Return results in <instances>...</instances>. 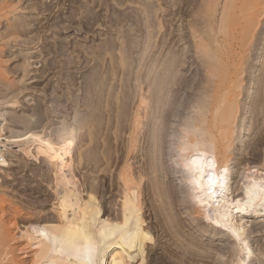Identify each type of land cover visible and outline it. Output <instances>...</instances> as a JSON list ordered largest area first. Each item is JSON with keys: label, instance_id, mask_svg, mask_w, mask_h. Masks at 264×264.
I'll return each instance as SVG.
<instances>
[{"label": "bare ground", "instance_id": "bare-ground-1", "mask_svg": "<svg viewBox=\"0 0 264 264\" xmlns=\"http://www.w3.org/2000/svg\"><path fill=\"white\" fill-rule=\"evenodd\" d=\"M5 1L0 0V20L9 17L8 15L13 14L15 10L14 4H9L11 0ZM210 1L213 4L208 5L209 9H207L211 11L209 12L211 17L217 20L210 22L209 25L206 23L208 26L203 29L194 28L192 32L197 52L203 56L200 55L205 60L204 64L206 63L204 65L206 76L204 75L203 78L201 75L200 79L208 86L205 84L206 90L200 95V100H197L198 104L195 107L197 118L195 117L196 119L188 122L187 125L185 123L187 127L185 130L181 128L185 132L176 148L178 154L176 150L174 152L177 154L176 160L178 158L177 161H181L179 164L186 173L183 176L184 184L191 188L189 189L192 190L191 195L193 194L191 200L197 204L200 213V215L196 212L189 213L190 218L195 221L200 218L206 219L212 228L219 231L214 234L215 236L219 234L223 240H229L234 244L238 256L232 255L227 264H253L258 256H262L260 261L264 264V252L262 249L255 250L253 244L264 232V186L242 183V180H239L241 173L235 172V168L242 165L239 163L243 160L240 153H236L235 146H244L247 130L245 121L243 123L240 121L242 125L238 123L242 112L240 97L244 89V61L250 42L254 38L255 29L264 16V0ZM13 21L12 23L8 21L11 23L8 26L11 34L18 32L19 35L23 29H28L25 27V21L19 20L22 22L19 25L14 24ZM12 37L16 36L10 38ZM4 40L0 42L3 43ZM180 56L174 55L175 58H170V61L157 60L158 68L154 70L153 78L147 81V90H144L148 96H141L140 104L134 114L128 152L116 167L113 184L110 186L107 183L95 185V182L89 180L88 164L91 158L89 152L84 150L81 134L80 140L69 132L68 134L73 136L67 134L66 137L65 130L70 131L71 128L61 130L63 126L59 127L60 130H55V133L45 132L46 135L42 136L41 133L37 134L36 130L43 126V122L39 120L38 127V124L35 122L33 124L28 116L20 115L17 112L21 106L17 105L23 104L20 100L14 98L4 101L11 95L19 98L23 94V89L11 88L13 89L11 91L7 87L10 90L7 91L4 87H2L4 89L0 88V178L3 179L0 182V264H154L156 257L154 246L158 242L153 230L163 231L162 233L170 238V241L179 237L177 233L179 229L176 228L181 227L182 221L176 219V222L174 218V225L176 223L178 225L177 227L175 225V228L166 217L168 213L165 214L168 208L177 210L180 208L181 200L176 194V188L170 186L163 189L160 182H157L161 178V173L160 178L156 175L158 180L155 177L153 180L151 177L152 181L148 183L146 181L150 177L147 179L146 177L153 174L155 176V173L159 172L160 167L159 164L156 165L155 160L158 159L156 158L159 156L158 151L162 150H160L161 145H164L162 141L159 140L161 143L157 141L161 132L159 127H162L160 119L163 120V114L168 110L165 103L169 106L176 104L165 102V96L168 97L167 90L173 91L171 85H175L174 81L180 80L176 74L181 62L184 61L182 59L180 62L181 59L177 58ZM1 72L0 76L3 75V71ZM263 75L261 74L257 80L261 87V100L264 98ZM4 79L5 77L2 80ZM168 100H171V97ZM250 103L252 102L249 101L246 106L248 107ZM28 111L32 116H37L36 111ZM142 114L144 118L149 119L147 124L152 129L150 134L153 144L150 146L151 153L148 154L149 158L151 157L148 159L151 161L149 169L144 168L146 165L140 169L135 167L134 154L139 143L138 131L142 126L141 119H144ZM244 116L242 115L241 118L243 119ZM77 122L79 123L80 120L73 125L75 126ZM79 127L81 128L82 125ZM75 131L74 133H77L79 130ZM96 166L98 167V164ZM19 175H24V179L20 180ZM15 181L21 182L13 185ZM115 191L118 194L116 200L110 202L107 196ZM165 196L170 197L169 201ZM188 207H185L186 210ZM149 211L155 223L148 222ZM168 216L172 220V216L170 214ZM192 246V241L185 245V254L189 258L195 255ZM208 254L206 252L203 256L209 257ZM161 262L159 260L155 264H162Z\"/></svg>", "mask_w": 264, "mask_h": 264}, {"label": "rangeland", "instance_id": "rangeland-1", "mask_svg": "<svg viewBox=\"0 0 264 264\" xmlns=\"http://www.w3.org/2000/svg\"><path fill=\"white\" fill-rule=\"evenodd\" d=\"M8 1L10 0L5 2ZM12 3L15 9L13 14L0 20V41L5 39V42H0V55L2 56H0V72L3 71V75L0 76V88L4 87L7 91H10L7 87L9 89H23V94L19 98L11 95L7 99L5 98L4 101L8 99L14 100L15 98V100L23 102V104L17 105H21L17 111L20 115L28 116L33 124L34 122L38 124V127L41 121L43 126H48V128L44 126L47 129L42 126L36 130L37 134L41 133V136L45 132L55 133V130H60L62 126L66 128L63 129L62 127L61 130H65L68 127L71 128H68L70 131L65 130L64 136L66 137L68 132L72 133L75 138L82 135L83 138L79 137L78 139L85 138V140L81 139V141H84V150L89 152L92 159V161L91 159L89 160L88 172L93 175L95 172L96 175L93 176L88 173V178L95 182V185L97 183H107L109 186L113 184L115 169L128 152L127 148H129V138L133 129L134 114L140 104L141 96H148L144 90H147L149 79L153 78L154 70L156 71L158 68L159 61H170V58L182 55V57H177L181 59L180 62L182 59L184 60L181 62L178 71H176L177 78L180 79L177 80L180 82L174 81L175 85H171L174 94L167 90L166 95L168 97L165 96V102L176 104H170L169 106L165 103L168 110L167 113L163 114L164 116L162 115L164 117L163 120L160 119L162 127H159L161 132L160 135L158 134L157 141H162L164 145H161L160 148L163 151L161 150V152L158 151L159 153H157L160 157L157 156L156 158L158 159L155 160L156 165L158 166L159 164V172H157L158 174L155 173V176L154 174L147 176L146 179L150 177L147 181L145 179L148 183L154 177L157 180L161 177L157 182H160L159 184L162 185L163 189L165 187L167 189L170 186L176 188V194L181 200L180 203L182 202L181 204L185 205L183 207L179 203L180 208L178 210L168 208L165 214L168 213L172 216V220L168 214L166 217L173 225L177 220L182 221V228H176L178 226L177 223L175 224L176 227L174 225L180 231L178 230L177 232L179 239L177 238L178 240L173 241H170V238H167L162 233L163 231L159 229L153 230L154 237L160 245L159 247L158 243H156L154 246L156 257H154L153 262L155 264L160 260L162 264H227L232 255L238 256L234 244L229 240H223L219 234L215 236L214 234L219 233V231L212 228L206 219L200 218L195 221L190 218L189 213H198L199 210L196 207L197 204L191 200L193 198V194L191 195L192 190L189 191L191 188L185 185L186 183L184 184L183 176L186 173L183 172V168L179 164L181 161H177L178 158L176 160L178 154V149L176 148L185 132L181 128L185 130L187 128L185 125L197 118L198 114L195 108L198 104L197 100H200V95L206 90L204 89L205 84L208 86L205 81L203 82L200 79L201 75L203 78L206 76V70H204L206 63L204 64L203 56L197 52L192 32L194 28L203 29L207 27L210 22L213 23L216 19L211 17V14H209L211 11L208 10V5L212 6L213 4L212 1L11 0L9 4ZM201 3L203 6H201ZM16 18L18 21H16ZM7 20L11 23L14 20L13 23L18 25L22 23L19 20L25 21L26 26H24L28 29L25 28L20 32L23 34L19 33L18 35L17 32L13 35L9 31L10 27H8L11 23ZM31 29L34 30L32 31ZM6 31L10 36L7 35L8 33L6 34ZM25 32L26 34H24ZM3 35L6 36L3 37ZM11 36H16L17 38L12 37V39L10 38ZM174 55L175 57H173ZM243 68V86L245 90L243 89L240 103L244 105H240L241 111H245V113L241 112L243 116L245 115V118L243 117L242 119L240 114L238 123L242 125L245 121L247 130L244 146H235L237 147L235 148L236 153H240L243 159L239 163V165L241 163L242 165L237 166L235 172L239 171L241 173L239 180H242V183L264 186V98L261 100V87L257 81L259 76L264 74V16L255 29L254 38L250 42ZM254 71L255 73H253ZM3 76L5 77L4 81L2 80ZM15 82L18 84H15ZM176 83L178 86H176ZM170 97L171 100H168ZM249 101L252 102L249 104L250 108H248L249 105L248 107L246 106ZM30 102L34 104H30ZM260 102H263L262 105ZM62 105L64 108H62ZM28 110L36 111L37 116H32V113ZM191 114L195 115L192 116ZM77 120H80V122L83 120V123L77 122L78 125L74 126L73 124ZM148 120L147 117L141 119L142 126H140L138 131L139 143L136 146L137 150L135 149L134 155L136 157H134L135 167L139 169L143 168L144 165H146L145 169L146 167L149 169L148 166L151 163L148 160L151 158H149L148 154L151 153L150 149L152 147L150 146H152L153 142L150 134L152 129L147 124L149 123ZM81 125L83 128H78ZM74 131L78 132L74 133ZM72 134L71 136H73ZM240 134L241 131L239 129ZM68 135L70 136V134ZM174 150H176L177 154ZM173 154L176 155L174 156ZM91 155L95 157L92 158L93 156ZM97 159L100 161H97ZM92 162L94 163L92 164ZM96 164H98V167ZM24 175H19L18 178L23 180ZM2 180L1 177L0 182ZM19 182L15 181L13 185H17ZM25 183L26 181H24ZM116 192L108 194L107 198H110V202L116 200L118 195ZM113 194L116 195L114 196ZM167 197L165 196V199L169 201L170 197L168 199ZM117 202H119L118 199ZM189 204H192V206ZM186 206H189L188 209L190 210H186ZM198 214L200 215V213ZM147 215L149 217L148 222L155 223L150 211ZM207 230L210 231L207 233ZM189 241H192L193 246L191 248L193 253H195L192 258L185 254V245ZM253 244L255 250L262 249L264 252V232L255 239ZM206 252L209 253V257L203 256ZM257 254L259 255V252ZM261 257L255 258L253 264H263L260 261Z\"/></svg>", "mask_w": 264, "mask_h": 264}]
</instances>
